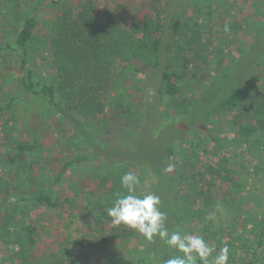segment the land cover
<instances>
[{"label": "rangeland", "instance_id": "obj_1", "mask_svg": "<svg viewBox=\"0 0 264 264\" xmlns=\"http://www.w3.org/2000/svg\"><path fill=\"white\" fill-rule=\"evenodd\" d=\"M165 1L36 0L35 31L37 35L46 34L48 20L62 14L66 7L78 16L84 2L92 4L96 20L103 21L111 13L126 27L149 13L158 18ZM179 3L169 54L171 70L181 75L177 81L179 91L170 96L156 90L163 66L144 68L147 74H122L126 89L117 83L113 85L115 89H101L98 96L104 109H96L88 121L92 130L111 146L136 148L144 127L139 150L147 153L150 149H163V144L176 138L169 134L180 121L179 115L187 116L188 110L201 108L200 102L194 105L192 101L201 98L219 76L217 87L245 84L250 79L264 86V62H252L264 43L251 45L264 28V0H179ZM26 8V0H0V42L14 43ZM30 58L35 81L52 82L56 71L52 51H37ZM18 59L16 51L0 49V108L4 107L0 114V179L3 180L0 181V264H23L15 254L18 243H8L3 224L11 228L15 240L20 239L18 233H25L22 231L25 224L36 227L35 243L29 250L34 264H40L60 245L72 253L77 264H96L117 254L136 260L144 247L146 257L153 259L154 264L182 256L176 249H163V240L158 236L148 241L125 226L114 229L106 211L114 204L108 191L115 186L112 178L119 169L110 171L94 161L76 163L55 188L61 206L51 208L25 200L27 196L47 191L67 160L89 153L91 148L69 119L61 117L41 98L21 93L22 69ZM141 80H146L152 108L145 101L144 90L139 89L144 83ZM130 101L132 106H128ZM241 123L259 127L256 120L238 118L233 112L213 113L202 128L186 133V143L176 144L180 154L174 160L183 169L184 177L175 204L192 212L189 210L187 220L176 225L174 231L202 235L215 246L213 256L224 246H217L218 239L224 244L232 239L230 247L237 252L229 256L228 264H248L251 260L252 264H264V245L256 248L257 226L264 224V128L245 141ZM6 131L12 137L35 139L40 145V152L31 157L33 162L27 168L33 176L28 182H19L17 169L8 163L12 149ZM194 145L198 158L191 153ZM185 153L190 157L185 158ZM226 168L230 170L228 175ZM106 174L111 177L105 181ZM155 181L153 177L146 179L142 193H154ZM166 221L169 229L170 216ZM26 238L22 241H27ZM247 238L251 246L242 248ZM196 264H201L198 258Z\"/></svg>", "mask_w": 264, "mask_h": 264}, {"label": "trees", "instance_id": "obj_2", "mask_svg": "<svg viewBox=\"0 0 264 264\" xmlns=\"http://www.w3.org/2000/svg\"><path fill=\"white\" fill-rule=\"evenodd\" d=\"M179 4V0H166L158 18L149 13L141 21H133L125 27L111 13H108L103 21L96 20L92 4L84 2L78 16L69 12L70 9L66 7L62 14H58L52 21L48 20L46 34L37 35L35 31L38 25L36 0H26L25 18L17 32L14 43L0 42V49H8L18 53V60L22 69L21 93L41 98L48 107L54 108L61 117L69 119L79 135L91 148L89 153L80 154L67 160L48 190L27 196L25 197L26 201L45 204L51 208L61 206L62 202L55 192L58 183L74 164L94 161L95 165H103L110 171L119 169L116 177L112 178L115 186H111L108 191L109 198L114 201L117 192H126L121 187L120 180L127 171L135 172L140 178L141 184L138 188L140 194H143L141 191L142 183L146 179L156 178L153 183L154 193L160 197L161 201H165L161 205V211L167 214L166 220L170 216L171 225H169L168 230L172 232L176 225L187 220L189 210L192 212L186 206L175 204V196L180 192V184L184 177L183 169L174 160L180 154L175 149L176 144L186 143V133L193 128H202L213 113L233 112L237 114L238 118L244 116L249 121L256 120L259 127L247 123L240 124V130L245 141H248L252 133H257L260 128H264V86L250 79V81L246 80L245 84H230L228 87L218 85L217 87L219 76L212 86L206 89L201 98L192 101L194 105L200 102L199 107L201 108L188 110L187 116L179 115L180 121L175 124V130L169 134V137L172 135L176 138H172V142L167 145L163 144V149H150V152L147 153L139 150L138 145L144 135V127L137 147L132 149L111 146L92 130L88 117L96 109H104V104L101 103L98 96L100 90L107 87L115 89L113 85L116 83L121 85V88H128L122 74L135 76L139 72L145 74L144 68L159 69L163 66L160 68V85L157 86L156 90L163 95L168 94L170 96H175L178 93L177 81L181 79V75L171 70L172 62H169V54L174 43L173 39L177 27L175 11ZM172 6V10H170ZM257 43H264V28L258 33L255 42L251 45ZM46 49L52 51L56 69L50 83L35 81V71L30 58L32 53ZM262 61L264 62V47L252 60L253 63H262ZM145 81H142L144 82L143 87H139V89L144 90L145 101L152 108L153 104H149L151 100ZM132 105L133 101H130L128 106ZM3 110L4 107L0 108V114ZM189 118L192 120L187 121ZM5 135L10 140L12 149L8 163L17 169L18 181L22 183L21 180L24 182L32 180L33 176L27 168L33 162L31 157L40 152V145L35 139L12 137L7 131ZM191 151L194 158L199 157L196 145L191 148ZM189 157V154L185 153V158ZM169 164L174 165L172 172L165 171ZM229 173L230 170L226 168V174ZM110 177L109 174H106L105 181L109 180ZM0 181L3 180L0 179ZM166 193L167 200H165ZM108 217L112 219L110 216ZM122 226L124 225H114V229ZM257 227L256 248L264 245V224ZM2 228L3 234L7 235L9 244L18 243L17 248L15 246V254L23 264H34V261L29 258L31 257L29 250L35 243L33 234L36 232V227L25 224L22 229L25 233H18L20 238L18 240L14 239L15 234H12L9 226L3 224ZM25 236L27 241L23 242L22 238ZM238 237L240 240L242 239L240 234ZM248 239L242 242V248L251 246L248 245ZM216 243L218 247L225 245L222 239H218ZM230 243H232V239L227 240L226 243L230 249L229 256L232 257L237 250L232 249ZM145 248L142 250V255L136 260L117 254L108 261H100L96 264H154L153 259L146 257ZM162 248H168L164 241ZM252 263L253 260L248 264ZM40 264H77V262L72 253L65 246L60 245L58 250H52Z\"/></svg>", "mask_w": 264, "mask_h": 264}, {"label": "clouds", "instance_id": "obj_3", "mask_svg": "<svg viewBox=\"0 0 264 264\" xmlns=\"http://www.w3.org/2000/svg\"><path fill=\"white\" fill-rule=\"evenodd\" d=\"M174 165L169 164L166 172H172ZM126 192L116 193L112 207L107 214L116 226L123 224L141 234L146 240L152 241L159 237L169 249H176L182 256H173L164 264H228L230 249L225 244L215 256V246L210 245L202 235L182 234L180 231L169 232L165 226L167 214L161 211V199L155 193L140 194L138 188L140 178L133 171L124 173L120 180ZM211 257V260L209 259Z\"/></svg>", "mask_w": 264, "mask_h": 264}]
</instances>
